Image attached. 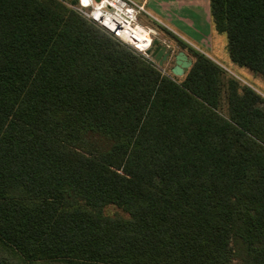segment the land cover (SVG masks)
Returning <instances> with one entry per match:
<instances>
[{
    "label": "trees",
    "instance_id": "1",
    "mask_svg": "<svg viewBox=\"0 0 264 264\" xmlns=\"http://www.w3.org/2000/svg\"><path fill=\"white\" fill-rule=\"evenodd\" d=\"M65 1L0 0V264H264V96L176 37L179 81ZM210 6L264 76V0Z\"/></svg>",
    "mask_w": 264,
    "mask_h": 264
},
{
    "label": "crops",
    "instance_id": "2",
    "mask_svg": "<svg viewBox=\"0 0 264 264\" xmlns=\"http://www.w3.org/2000/svg\"><path fill=\"white\" fill-rule=\"evenodd\" d=\"M134 1L144 5L145 11L141 15L145 19L143 21L151 25L148 27L153 29L154 40L175 47L176 50L180 49L178 37L207 54L208 50L214 49L217 35L224 34L214 29L211 0Z\"/></svg>",
    "mask_w": 264,
    "mask_h": 264
},
{
    "label": "built area",
    "instance_id": "3",
    "mask_svg": "<svg viewBox=\"0 0 264 264\" xmlns=\"http://www.w3.org/2000/svg\"><path fill=\"white\" fill-rule=\"evenodd\" d=\"M77 10L148 62L158 63L153 56L154 32L139 22L145 11L143 4L134 0H78Z\"/></svg>",
    "mask_w": 264,
    "mask_h": 264
},
{
    "label": "rangeland",
    "instance_id": "4",
    "mask_svg": "<svg viewBox=\"0 0 264 264\" xmlns=\"http://www.w3.org/2000/svg\"><path fill=\"white\" fill-rule=\"evenodd\" d=\"M65 3H67V5L74 8L76 11H78L77 10V3L71 4L70 0H66ZM143 20H145L144 17L142 15H140L139 22H141L146 27L151 26V25H147L148 22H144ZM227 43H228V38L225 34L217 35L215 42H214V49L208 50L207 55L209 57H211L212 59H214L215 61H217L218 63H220L227 70L229 75L235 77L242 84H247V85L253 87V89H255L258 93H260L264 96V76L262 74H259V73L252 71L251 69H249L247 67L241 66V65L237 64L236 62H234L228 54ZM122 44L128 46L125 43H122ZM189 46L195 50L203 52V51H201V49H198L195 46H192V45H189ZM190 47H181L180 46V49H178V50L174 49L175 47H172V49L174 50V54L171 56V58L168 59V61H165L164 65L161 66L158 63H152V64L154 65V67L158 68L163 73L181 81L185 77V74L189 69L182 75L173 74L171 68L175 64V57L174 56H175V53H177L180 50H183L188 54L189 58L192 60V63H193L194 56L191 53ZM135 53H137V52H135ZM262 105H263V103H262ZM224 113H226V111H224ZM104 213L111 215V216H116V215H126L127 216V214L125 212H123L122 209H120L116 205H109V206L105 207Z\"/></svg>",
    "mask_w": 264,
    "mask_h": 264
},
{
    "label": "water",
    "instance_id": "5",
    "mask_svg": "<svg viewBox=\"0 0 264 264\" xmlns=\"http://www.w3.org/2000/svg\"><path fill=\"white\" fill-rule=\"evenodd\" d=\"M174 54L172 47L168 46L166 43L159 42L153 49V56L159 65H164L165 61ZM175 64L173 65L172 73L175 75L184 74L192 65V60L189 58L188 54L180 50L175 53Z\"/></svg>",
    "mask_w": 264,
    "mask_h": 264
},
{
    "label": "bare ground",
    "instance_id": "6",
    "mask_svg": "<svg viewBox=\"0 0 264 264\" xmlns=\"http://www.w3.org/2000/svg\"><path fill=\"white\" fill-rule=\"evenodd\" d=\"M152 31H153V29H152ZM146 34V33H145Z\"/></svg>",
    "mask_w": 264,
    "mask_h": 264
}]
</instances>
